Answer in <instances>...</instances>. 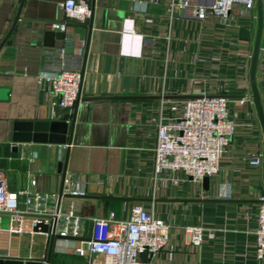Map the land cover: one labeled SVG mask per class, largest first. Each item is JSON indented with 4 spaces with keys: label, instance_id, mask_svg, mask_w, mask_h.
<instances>
[{
    "label": "crops",
    "instance_id": "crops-1",
    "mask_svg": "<svg viewBox=\"0 0 264 264\" xmlns=\"http://www.w3.org/2000/svg\"><path fill=\"white\" fill-rule=\"evenodd\" d=\"M20 1L0 0V42ZM62 1L24 0L0 47V174L7 188L59 191L66 160L65 177L87 191L73 199L86 218L82 240L91 236L90 218L111 211L125 218L131 205L141 204L170 224L168 241L150 264H264L254 252L263 168L254 170L248 162L264 146L250 82L257 28L240 27L235 14L230 21H199L193 8L211 0H191L189 8L173 12L167 0H94L86 24L67 21L60 31L49 22L63 19ZM126 18L134 19L135 38L124 40ZM140 35L155 42L143 44L140 55L123 53L139 49ZM60 47L84 63L80 99L71 109L54 105L48 85L37 82L38 75L56 73L45 50ZM257 81L264 107V30ZM203 91L244 95L231 97L240 119L220 173L208 191L183 174H176L178 184L153 180L159 118L170 117L182 96ZM131 96L147 98H125ZM193 225L215 237L195 245L185 229ZM8 227L9 218L0 215V259L45 264L49 234L30 233L27 221L21 231ZM82 240L55 238L50 264H88L76 250Z\"/></svg>",
    "mask_w": 264,
    "mask_h": 264
},
{
    "label": "built area",
    "instance_id": "built-area-1",
    "mask_svg": "<svg viewBox=\"0 0 264 264\" xmlns=\"http://www.w3.org/2000/svg\"><path fill=\"white\" fill-rule=\"evenodd\" d=\"M190 1L167 0L168 9L173 12L178 8H189ZM59 5L63 19L50 21L51 28L64 31L67 21L86 24L91 18L89 0H64ZM193 14L199 21L210 18L230 21L235 14L239 17L240 27L257 28V0H211L195 6ZM123 37L124 40L135 38L134 19H125ZM138 41V50L130 48L122 49V52L140 55L142 45L153 44L155 38L140 35ZM45 57L56 63L57 71L54 75H38L37 82L48 85V94L54 105L71 109L81 88V60L68 54L65 47L46 49ZM214 60L220 61L221 57H214ZM194 95L173 105L170 117L158 120L153 148V180L165 183L169 178L172 184H178L176 174H183L201 186L206 176L212 178L220 173L222 158L239 124V114L232 110V98L225 93L203 91ZM248 162L252 169L262 170L263 152H256ZM34 184L32 179L31 185ZM86 195L80 181L65 177L56 212L59 191L9 190L0 174V215L9 218L10 230L21 231L23 221L30 223V233H34L32 226L37 222H46L51 229L53 217H56V234L64 238L81 237L86 218L75 211L73 199ZM64 200H68L66 208ZM257 211L254 252L255 257L263 262L264 193L259 196ZM90 220L91 236L87 241L82 240L76 249L79 255L89 258L88 264H150V260L163 251L169 238L170 224L152 207L141 204L131 205L125 218H117L111 211L106 217H92ZM185 229L190 240L198 246L206 238L215 237L213 232L206 235L202 226L193 225ZM141 254H145L146 260L140 259Z\"/></svg>",
    "mask_w": 264,
    "mask_h": 264
},
{
    "label": "water",
    "instance_id": "water-1",
    "mask_svg": "<svg viewBox=\"0 0 264 264\" xmlns=\"http://www.w3.org/2000/svg\"><path fill=\"white\" fill-rule=\"evenodd\" d=\"M23 2H24V0L20 1L19 8L17 10V13H16L14 19H13L12 25H11L10 29L8 30V32L6 33L3 40L0 42V47L2 46V44L5 42V40L9 36L10 32L12 31V29H13L16 21H17V19L19 18V13H20ZM93 5H94V0H92V4H91L92 10H93ZM263 30H264V5H263V0H257V30H256V39H255V43H254L253 53H252V59H251L250 82H251V89H252V97H253V100H254V103L256 106L258 118H259V121H260V124L262 127V131L264 134V107H263L261 95H260L259 88H258V81H257V72H258V66H259V58H260V50H261ZM60 36H63V34L61 33ZM83 74H84V63L81 67V86H82V82H83ZM193 96H196V95H184L182 97L190 98ZM226 96L231 98V97H242L244 95H226ZM87 98H104V97H87ZM118 98H120V97H118ZM125 98L141 99V98H147V97L131 96V97H125ZM79 99H80V92H79V95H78L77 100L75 102V106H76L77 102L79 101ZM71 122L72 123L70 126V133L72 132V129H73L74 115L72 117ZM54 123H60V122L56 121V122L51 123L50 124L51 127L54 125ZM61 123L64 124L65 122L62 121ZM50 130H52V128ZM68 143H70V139H69ZM65 165H66V160H65L64 165L62 167V183H61V186L59 188V198H58L57 205H56V212L58 211L59 205H60L61 188H62L63 180L65 178V170H66ZM61 166L62 165H60V169H61ZM263 177H264V146H263ZM210 181H211V178L209 176H206L203 180V187L206 191L210 190V183H211ZM206 200H208V199H206ZM55 224H56V217H53L51 229L49 227V224L46 222H37V223L33 224V226H32V230L34 232H42V233L49 234L50 239H49L48 252H47V258H46L45 264H50L54 239L55 238H64V237H60L58 234L55 233ZM65 238H67V237H65ZM72 238L77 239V240H82V237H72ZM84 240L87 241V240H89V238H86ZM11 262L12 261L4 262L3 260L0 259V264H43V263H36V262H32V261H26L25 263H23V261H14L15 263H11Z\"/></svg>",
    "mask_w": 264,
    "mask_h": 264
},
{
    "label": "clouds",
    "instance_id": "clouds-1",
    "mask_svg": "<svg viewBox=\"0 0 264 264\" xmlns=\"http://www.w3.org/2000/svg\"><path fill=\"white\" fill-rule=\"evenodd\" d=\"M139 42V41H138Z\"/></svg>",
    "mask_w": 264,
    "mask_h": 264
}]
</instances>
